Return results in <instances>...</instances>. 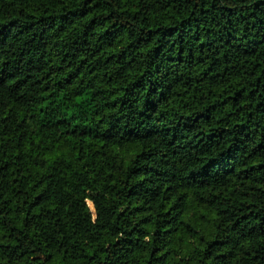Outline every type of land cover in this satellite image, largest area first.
<instances>
[{
	"label": "trees",
	"instance_id": "1",
	"mask_svg": "<svg viewBox=\"0 0 264 264\" xmlns=\"http://www.w3.org/2000/svg\"><path fill=\"white\" fill-rule=\"evenodd\" d=\"M0 264H264V0H0Z\"/></svg>",
	"mask_w": 264,
	"mask_h": 264
}]
</instances>
